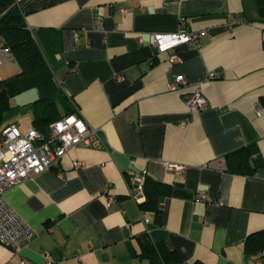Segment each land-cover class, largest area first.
Segmentation results:
<instances>
[{
    "label": "crops",
    "instance_id": "obj_1",
    "mask_svg": "<svg viewBox=\"0 0 264 264\" xmlns=\"http://www.w3.org/2000/svg\"><path fill=\"white\" fill-rule=\"evenodd\" d=\"M18 1L27 27L55 42L54 77L100 142L5 190L34 235L18 249L0 243V264H159L137 255L153 215L129 195V179L143 172L170 186L160 228L180 264H264V250H243L264 228L260 0ZM185 27L202 31L196 44L150 42ZM172 51L179 61H168ZM176 74L187 84L169 88ZM194 87L203 108L184 100ZM252 141L262 160L253 174L221 168L226 152Z\"/></svg>",
    "mask_w": 264,
    "mask_h": 264
},
{
    "label": "trees",
    "instance_id": "obj_2",
    "mask_svg": "<svg viewBox=\"0 0 264 264\" xmlns=\"http://www.w3.org/2000/svg\"><path fill=\"white\" fill-rule=\"evenodd\" d=\"M260 9L264 2L260 0ZM46 28L31 31L19 8L18 0H0V38L9 46L16 62L17 71L7 77L0 75V131L8 123L7 113L15 108L10 98L29 88H35L37 96L21 106L32 109V127L47 134L51 122L70 115L77 110L73 100L56 81L53 73L52 53L55 42L44 40ZM221 168L227 172L249 175L262 164L261 154L255 141L246 143L226 152L221 158ZM143 189L145 199L139 204L143 211L151 212L147 231L137 255L159 264H180L181 256L169 249L163 239L164 231L160 228V202L169 195L170 186L145 174ZM243 250L245 253L264 250V228L247 235ZM191 264H204L193 260Z\"/></svg>",
    "mask_w": 264,
    "mask_h": 264
},
{
    "label": "built area",
    "instance_id": "obj_3",
    "mask_svg": "<svg viewBox=\"0 0 264 264\" xmlns=\"http://www.w3.org/2000/svg\"><path fill=\"white\" fill-rule=\"evenodd\" d=\"M240 19H233L232 22ZM201 30H193L188 27L175 32L150 34V42L157 51L174 49L180 43L196 44ZM168 61H179L175 51L169 54ZM12 62L16 65L15 58L8 45L0 38V67ZM177 84H187L182 74H176L169 88H176ZM185 102L189 106L203 108L205 98L198 87H194L185 94ZM261 110L257 107V111ZM94 138L100 142V136L96 128L87 124L76 112L63 116L50 123L47 134H43L34 127L22 131L16 123L6 124L0 131V243L13 249L23 246L33 235L34 229L29 226L16 210L4 199L5 190L16 183L24 181L29 176L39 173L56 165L60 158L73 146L90 145ZM75 161V165H79ZM170 170H183L185 165L168 162ZM146 173H135L129 179V195L134 202L139 204L145 199L143 183ZM142 212L143 210L140 209ZM148 218L144 221L148 223ZM17 264H26L20 259Z\"/></svg>",
    "mask_w": 264,
    "mask_h": 264
},
{
    "label": "rangeland",
    "instance_id": "obj_4",
    "mask_svg": "<svg viewBox=\"0 0 264 264\" xmlns=\"http://www.w3.org/2000/svg\"><path fill=\"white\" fill-rule=\"evenodd\" d=\"M17 71L12 62H6L0 67V74L2 77H7ZM37 96L35 88H29L21 93L12 96V104L15 106L9 113H7L6 120L8 122H15L21 130L32 126V109L29 106H21Z\"/></svg>",
    "mask_w": 264,
    "mask_h": 264
}]
</instances>
